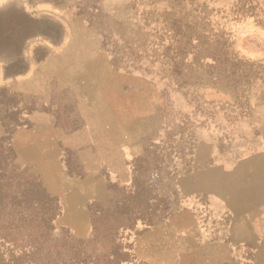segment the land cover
I'll return each instance as SVG.
<instances>
[{"label": "rangeland", "instance_id": "obj_1", "mask_svg": "<svg viewBox=\"0 0 264 264\" xmlns=\"http://www.w3.org/2000/svg\"><path fill=\"white\" fill-rule=\"evenodd\" d=\"M263 140L264 0H0V181L34 198L0 215L20 262L264 264L244 182L224 203L181 188Z\"/></svg>", "mask_w": 264, "mask_h": 264}, {"label": "crops", "instance_id": "obj_2", "mask_svg": "<svg viewBox=\"0 0 264 264\" xmlns=\"http://www.w3.org/2000/svg\"><path fill=\"white\" fill-rule=\"evenodd\" d=\"M210 158L219 161L204 171H197L185 177L181 182L183 192L189 195H204L210 200L224 203L229 197H235L231 191L240 181L244 182L247 192L237 203L247 208L253 207L256 211L264 208V140L260 149L247 154L246 157L219 156L213 150Z\"/></svg>", "mask_w": 264, "mask_h": 264}, {"label": "trees", "instance_id": "obj_3", "mask_svg": "<svg viewBox=\"0 0 264 264\" xmlns=\"http://www.w3.org/2000/svg\"><path fill=\"white\" fill-rule=\"evenodd\" d=\"M4 186H5V184L0 181V215H1V211L7 207H18L23 203L28 204V205L32 204V201L34 198L30 199L28 197V195L26 194V192L25 193L23 192L22 194L19 193L18 195L11 197L5 191ZM43 195L44 196L40 197L39 201L37 200L34 202V205L40 204L42 202L54 203L53 199L49 198L48 196H45V194H43ZM20 197L23 199L21 200ZM54 216L55 215H53V213L50 215L51 218H53ZM1 229L2 228L0 226V230ZM6 246L14 248L15 244L13 243V241H11L8 238L7 234L1 233L0 234V264H24L23 262H20V260L18 258H15L12 255L13 252H8ZM5 254H7V256H9L7 259L4 257Z\"/></svg>", "mask_w": 264, "mask_h": 264}]
</instances>
